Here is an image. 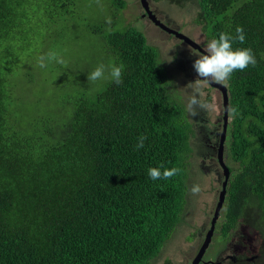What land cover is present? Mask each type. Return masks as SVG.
I'll return each mask as SVG.
<instances>
[{"label": "trees", "instance_id": "16d2710c", "mask_svg": "<svg viewBox=\"0 0 264 264\" xmlns=\"http://www.w3.org/2000/svg\"><path fill=\"white\" fill-rule=\"evenodd\" d=\"M194 2L203 49L221 33L235 37L239 26L245 41L233 48H251L256 57L226 85L237 110L228 124L237 166L229 167L224 220L214 233L246 225L264 247V0ZM126 5L0 0V264H150L175 236L196 129L143 33L131 25L107 29L114 19L107 24L104 17L122 15ZM85 21L105 44L107 66H124L123 82L109 79L89 93L76 60L77 79L62 83L73 92L53 97V116L47 109L25 118L15 97L23 87L13 80L36 86L39 46ZM57 46L47 45L46 53L72 55ZM59 69L50 63L46 78ZM140 136L147 139L137 150ZM161 165L182 171L152 180L148 169Z\"/></svg>", "mask_w": 264, "mask_h": 264}, {"label": "rangeland", "instance_id": "374dc122", "mask_svg": "<svg viewBox=\"0 0 264 264\" xmlns=\"http://www.w3.org/2000/svg\"><path fill=\"white\" fill-rule=\"evenodd\" d=\"M126 3L127 5L122 10V15L117 13L113 16L104 17L105 19L106 17H111V20L114 19L112 21L113 24L108 26L107 29L131 25L140 30L145 36L147 43L157 49L159 64L164 68L165 75L170 83L169 89L177 95L187 108L188 102L193 95V89L196 86L194 81L198 78L193 68V62L197 55L202 54L156 25L148 15L143 16L144 10L140 0H126ZM148 5L150 11L165 26L192 38L198 44L199 41H205L200 34V28L194 22L197 10V4L194 0H189L182 6L172 4L167 0H148ZM88 18L93 23L97 19L95 16H89ZM86 25L85 21L76 29L75 33L69 30L64 34L48 36L46 45L39 46L37 53L33 56V59L37 61L48 50L47 45L58 42V50L72 52L69 58H64L68 61L67 68L63 67V69L56 70L48 78H46V68L35 70L34 73L39 74L34 77L37 82L36 86L30 85L27 81L20 82L18 78L13 80L14 84L22 85L23 87L20 93L15 94V97L18 104L22 107L25 118L36 111L44 114L47 109H49L50 116H53L56 111L52 105L53 97L73 92L71 88L62 83H64L66 78L69 80L77 79L74 65L76 60L80 62L81 73L79 77L82 79H87L88 73L93 71L99 64H104L107 67L105 44L99 35L90 34ZM70 38L72 39L70 40ZM72 42L74 44H70ZM109 79L96 82L87 80L88 85L84 89H87L89 93H93L96 90L95 86L104 84ZM199 84L203 92L200 98L206 103H214L215 109L200 111L199 115L195 117L189 114L193 128L196 129V138L192 140L194 152L189 159L188 165L187 205L181 213V221L174 232L175 236L171 241L165 245L163 244L161 253L150 264H188L194 258L204 240L205 232L210 226L221 189L223 175L216 160L218 142L216 140L221 130L222 98L220 92L207 82L199 81ZM57 85L59 86L57 87ZM230 120L231 118L229 117V124ZM229 143L230 131L228 125L223 158L227 166L234 168L237 163H234L230 157ZM211 145L215 147L213 150ZM193 185L200 186L201 191L199 194H192L191 188ZM223 207L225 208V205ZM222 209L219 215L220 218L217 221L218 225L224 220ZM243 232L248 235H243ZM238 236L245 238L255 237L252 230L246 225H238L227 236H223L216 228V232L205 252L204 260L207 263L204 264H209L208 261L210 260L215 262L221 260L227 253H230ZM257 240L252 242V244H246V247L257 243ZM258 244H260V247L263 246V243L259 241ZM221 264L232 263L223 261ZM254 264H264V260L257 261Z\"/></svg>", "mask_w": 264, "mask_h": 264}, {"label": "clouds", "instance_id": "9594fccd", "mask_svg": "<svg viewBox=\"0 0 264 264\" xmlns=\"http://www.w3.org/2000/svg\"><path fill=\"white\" fill-rule=\"evenodd\" d=\"M97 3H99V0H97ZM106 23L111 24V17H106ZM236 33L237 35L235 37L227 33H221L218 39H212L205 45V54L201 53L202 55L196 56L197 58L193 62V68L198 78L194 81L196 86L193 89V95L187 105V111L193 117L199 115L200 111L215 109L214 103H206L200 98L203 92L199 81H211L226 86L233 72L243 71L249 65L253 67L256 65V57L251 48H233L234 41L238 40L240 43L245 41V34L242 27L238 26ZM50 63H56L65 68L68 67V61L54 51H49L41 55L37 60V66L41 69L48 67ZM123 67L122 64H110L107 67L104 64H99L93 71L88 73L87 80L96 82L110 78L112 82L120 85L123 82ZM227 112L230 118L237 114V110L233 107H229ZM146 139L147 137L145 136L138 137L136 144L137 150L144 147V141ZM181 171L178 167L164 168L161 165L160 167L149 168L148 175L152 180H167L178 175ZM200 191L201 188L199 185H193L191 188L193 195L199 194ZM201 261H203V258ZM217 262L211 261L212 264H217Z\"/></svg>", "mask_w": 264, "mask_h": 264}, {"label": "water", "instance_id": "95a60500", "mask_svg": "<svg viewBox=\"0 0 264 264\" xmlns=\"http://www.w3.org/2000/svg\"><path fill=\"white\" fill-rule=\"evenodd\" d=\"M140 4L143 7L144 13L143 16L148 15V17L155 22L156 25H158L159 27H161L162 29H164L165 31H167L170 34H173L176 38L182 40L183 42H185L187 45L191 46L193 49H196L198 51H200V53L205 54L204 53V49L192 38L185 36L177 31H174L172 29H170L169 27L165 26L164 24H162L156 17L155 15L150 11L149 9V5H148V0H140ZM211 87L217 89L220 94H221V98H222V108H223V112H222V130L220 133V137L217 143V149H216V159L217 162L222 170V175H223V180L221 183V189L220 192L218 194V200L217 203L215 205L214 208V212H213V216L211 218L210 221V226L207 230V232L205 233L204 236V240L201 244V246L199 247L196 255L194 256V258L191 261V264H199L205 254L206 249L209 246V243L212 239V236L214 234V230H215V225L216 222L219 218L221 209L223 208L224 202H225V195H226V185L227 182L229 180V176H230V169L229 166H227L224 162V144H225V140H226V133H227V128H228V124H229V114L227 112V109L229 108V95H228V89L227 86L215 83V82H211L208 81L207 82Z\"/></svg>", "mask_w": 264, "mask_h": 264}, {"label": "flooded vegetation", "instance_id": "af4514ba", "mask_svg": "<svg viewBox=\"0 0 264 264\" xmlns=\"http://www.w3.org/2000/svg\"><path fill=\"white\" fill-rule=\"evenodd\" d=\"M222 124L221 123V130H222ZM221 130L218 134L217 139L220 137ZM217 142V140H216ZM215 147L211 145V149L213 150ZM217 160V159H216ZM206 233V232H205ZM257 239L255 237H242L238 236L236 243L233 245V249L230 253H227L221 260H218L217 264H221L223 261H228L232 264H254L257 261L264 260V247H260V244L257 243L246 247V244H252V242L256 241ZM241 245V246H238ZM260 247V248H259ZM239 248V250H238ZM190 260L188 264H191ZM212 260L208 261L209 264ZM207 263L204 260L201 261L199 264ZM187 264V263H186Z\"/></svg>", "mask_w": 264, "mask_h": 264}]
</instances>
